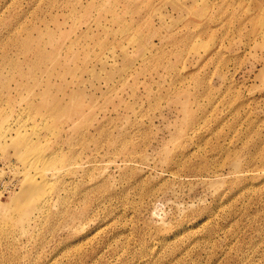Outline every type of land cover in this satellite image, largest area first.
Wrapping results in <instances>:
<instances>
[{
    "label": "rangeland",
    "instance_id": "374dc122",
    "mask_svg": "<svg viewBox=\"0 0 264 264\" xmlns=\"http://www.w3.org/2000/svg\"><path fill=\"white\" fill-rule=\"evenodd\" d=\"M1 133L0 264H264V0H0Z\"/></svg>",
    "mask_w": 264,
    "mask_h": 264
},
{
    "label": "bare ground",
    "instance_id": "6f19581e",
    "mask_svg": "<svg viewBox=\"0 0 264 264\" xmlns=\"http://www.w3.org/2000/svg\"><path fill=\"white\" fill-rule=\"evenodd\" d=\"M17 133H18V131H17ZM0 136L3 138H6L7 134L4 135L1 133ZM28 139L27 140L25 139L26 141L21 143L22 148L27 149L28 144L30 143V140H28ZM21 160L23 161L24 165L27 164V166L30 165V166H34V167L36 165L40 166V164L43 165L45 162L43 156L36 155V154H28V153L23 154L21 157ZM23 168L25 170L26 167L24 166ZM41 168H43V167L41 166ZM33 169H35V172L32 174H29V172H28L29 170L27 168V171L25 170L26 177L22 176L23 180L26 182L24 185H26L27 192H26L25 197L23 199L25 201L19 203L17 208H16L17 213L20 214L21 216L26 215L28 213V210L34 205V203H36V207H38V206L42 205L41 203L45 202L46 198H47L48 179L44 176L41 169H37V168H33ZM23 171H22V173L24 174ZM31 171L33 172L34 170H31ZM27 172H28V174H27ZM23 180H22V182H24Z\"/></svg>",
    "mask_w": 264,
    "mask_h": 264
}]
</instances>
